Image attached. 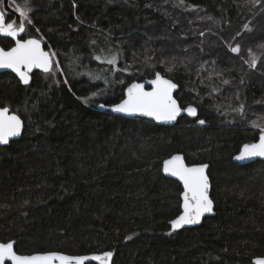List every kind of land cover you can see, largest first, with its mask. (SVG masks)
<instances>
[{"label": "trees", "instance_id": "1", "mask_svg": "<svg viewBox=\"0 0 264 264\" xmlns=\"http://www.w3.org/2000/svg\"><path fill=\"white\" fill-rule=\"evenodd\" d=\"M29 7V27L63 71H35L30 84L0 73V106L24 121L21 137L0 146V241L14 240L22 254L111 251L112 264H253L264 256V161H233L258 139L252 121L264 125V0H29ZM237 44L239 54L230 51ZM103 47L119 50L115 72L93 57ZM251 54L255 68L246 63ZM86 67L113 73L101 103L161 72L198 116L166 126L99 110L84 101L104 88ZM241 105L243 113L234 111ZM178 152L188 164H209L215 215L171 231L182 187L162 163Z\"/></svg>", "mask_w": 264, "mask_h": 264}, {"label": "snow or ice", "instance_id": "2", "mask_svg": "<svg viewBox=\"0 0 264 264\" xmlns=\"http://www.w3.org/2000/svg\"><path fill=\"white\" fill-rule=\"evenodd\" d=\"M4 0H0L2 4ZM15 3V0H13ZM183 2V0H181ZM33 9L29 7V0H25L23 5L16 4L15 11L22 18L21 21H9L5 10L0 8V36L16 38L20 33L26 31V23L32 24L30 12ZM26 22V23H25ZM245 28L248 26L245 25ZM36 31H39L37 29ZM203 35V33H201ZM230 51L239 54L240 45L230 47ZM251 53V49H249ZM54 51H45L40 39L29 38L26 40H15V46L8 50L0 48V68H11L17 72L23 82H29V72L32 69H41L44 73L55 75L57 71H63L59 68V61L55 59ZM101 60L100 56L95 57ZM150 59V58H147ZM102 62L115 66L118 63V54L111 58H105ZM258 57L251 54L246 61L250 68H255ZM163 63V61L161 62ZM55 65V67H54ZM175 65L166 68L171 72ZM126 71V69H125ZM89 75H92L89 73ZM95 79L103 77L94 76ZM203 83V81H201ZM67 83V81H65ZM152 85L151 90H145L142 83H133L127 88V98L121 103L113 106V111L126 114H142L154 118L156 121L172 122L180 115L182 111L197 115L196 108L188 106L182 109L178 101L173 96V91L178 88L171 79H166L159 73H155V79L149 81ZM228 83V81H224ZM215 91V89H214ZM98 93H93L97 95ZM87 103V100H85ZM103 107V105H101ZM243 113V105L234 109ZM200 124L204 121L200 120ZM254 127L258 128V142L244 144L237 160H249L256 157H264V125L252 121ZM23 128V121L16 114H9L7 107L0 108V143L7 144L9 140L20 134ZM208 165L187 166L180 155H174L164 161L163 171L178 177L183 182V213L175 220L171 221L173 230L180 229L185 225H192L200 222L205 213L213 211V201L209 197V178L205 170ZM113 253L111 251L92 256H68L57 252L37 253L32 255H18L14 250V242L0 243V264H6L11 261L12 264H85V261L94 260L99 264H110ZM255 264H264V258H257Z\"/></svg>", "mask_w": 264, "mask_h": 264}, {"label": "water", "instance_id": "3", "mask_svg": "<svg viewBox=\"0 0 264 264\" xmlns=\"http://www.w3.org/2000/svg\"><path fill=\"white\" fill-rule=\"evenodd\" d=\"M2 7H3V9H4L5 11H7L8 13H12V14L14 15V17H15L14 20H16V21H18V22L22 20V18L19 16V13L15 11V8L12 7V6L9 4V0H4V2H3V6H2ZM2 7H0V8H2ZM22 34H23V33H20V35H19L18 37H16V38H12V37H10V38L16 40V39H18ZM0 37H4V36H0ZM35 39H38V38H35ZM41 42H42V41H41ZM14 46H15V45H14ZM14 46H13V47H14ZM42 47L44 48L45 51H51V50L45 48L43 42H42ZM0 48H4V47L0 44ZM4 49H5V50H8V49H10V48H4ZM35 71L43 72L41 69H38V68H34V69H32L31 72H29V74H28V75H29V82H28L27 84H30V83H31V80H32V73L35 72ZM3 72H10V73L14 74V75H15V76H16V77H17V78H18L23 84H25V83L23 82L22 78L20 77V75H19L17 72H15L13 69H11V68H0V73H3ZM158 73H159L161 76L165 77L166 79H170L169 77L163 75V73H161V72H158ZM153 79H155V75H154V77H152V78H145V79H142V80H134V81L130 82V83L125 87V89H124V96H123V98H122L120 101H118V102H116V103H113V104H110V105H107V104H104V103H100V104H97V108H98L99 110H102V111H108V112L113 113V114H115V115H120V116H124V117H129V118H143V119H146V120H149V121H153V122H155V123L162 124V125H166V126H172V125H175V124L177 123V121L179 120V118H181V117H183V116H187V117H189V118H191V119H195V118H197V116H198V108H197L195 105L190 104V105H187V106L183 107V106L180 104L179 100H178L177 97H176V94H177V92H178L179 89H180V88H179V84H177V83H176L175 81H173L172 79H171V80H172L175 84L178 85V88L175 89V90L173 91V96H174V98L178 101L180 107H181L182 109H184V108H186V107H188V106H192V107L196 108V110H197V115L193 116V115L189 114V113L186 112V111H182V112L180 113V115L176 118L175 121H172V122H162V121H156L154 118H152V117H148V116H145V115H142V114H126V113H119V112H115V111H113V106H114V105L121 103L124 99L127 98V88H128L129 86H131V84H133V83H142V84L145 85V90H149V91H150L151 88H152V85L149 83V81H151V80H153ZM101 105H103V107H101ZM0 108H4V107H3V106H0ZM7 108L9 109V114H13V113H14V114L18 115L16 112L11 111V109H10L9 107H7ZM18 116H19V115H18ZM19 117H20V116H19ZM20 118H21V117H20ZM21 120L23 121L22 118H21ZM23 130H24V121H23V128H22L20 134H19L18 136H16V137L11 138L7 144H2V143H0V146L8 145L11 141L16 140V139H19V138L21 137L22 133H23ZM258 138H259V136H258ZM254 142H258V139H257L256 141H254ZM254 142H251V143H254ZM245 144H250V143H245ZM243 145H244V144H243ZM243 145L241 146V148H240V150L238 151V153L235 154L234 157H233V161H234L235 163H237V164H239V165H246V164H250V163H253V162H256V161H264V157H256V158L249 159V160H237V159H235V157H237V156L239 155L240 151L242 150ZM174 155H180V156H182L183 159H184V163H185L187 166H189V167H191V166H198V165H202V164H206V165H208V167H207V169L205 170V172H206V175H207L208 178H209V184H210V188H209V197H210V199L213 201V211H212L211 213H205V214L201 217L199 223L192 224V225H185V226H183L182 228H180V229H176V230H173V229H172V227H171V221L175 220L179 215H181V214L183 213V207H182V205H183V197H182V193H183V182H182L178 177H175V176L171 175L170 173H165V172L163 171L164 161L170 159V158H171L172 156H174ZM164 161H163V163H162V172H163V174H164L166 177L172 178V179L176 180L177 182H179V183L181 184V187H182V193H181V212H180V214H179L178 216H176V217L173 218L171 221H169L170 230H171V231H179V230H182V229H185V228H194V227L200 226V225L203 223V221H204L205 218L214 216V215H215V202H214V200H213V198H212V195H211V191H212V183H211V178H210V176H209V164H208V163L188 164L187 161H186V159H185L184 154L181 153V152H178V153H174V154H172L171 156H169V157H167L166 159H164ZM7 242H14V250H15V241H14V240H10V241H7ZM0 243H6V242H2V241H0ZM15 252H16L18 255H25V256H27V255H32V254H37V253H48V252H35V253H30V254H22V253H18L16 250H15ZM49 252L62 253V254L68 255V256H92V255H96V254H102V253H104V252H102V253H88V254H80V255H71V254H67V253L61 252V251H49ZM257 258H264V256H257V257H255V258L253 259V264H255V261H256ZM112 261H113V255H112V257H111L110 264H112ZM8 262H10V263L12 264L11 261H6V264H7ZM91 262H96L97 264H99L98 261H94V260H88V261H85V264H88V263H91Z\"/></svg>", "mask_w": 264, "mask_h": 264}, {"label": "rangeland", "instance_id": "4", "mask_svg": "<svg viewBox=\"0 0 264 264\" xmlns=\"http://www.w3.org/2000/svg\"><path fill=\"white\" fill-rule=\"evenodd\" d=\"M177 5L180 7V8H182L183 10H185V7H184V5L183 4H181L180 2H177ZM209 18V17H208ZM210 19V18H209ZM203 20H205V19H203ZM207 21H208V19H206ZM27 24V23H26ZM27 25H30V24H27ZM40 38V40L41 41H43V42H46V40L44 39V37H39ZM49 50H51V51H54L55 52V50H53V48L50 46V48H49ZM114 54H118V63L115 65V66H113V65H111L112 66V69H113V72H115V70H118L119 68H120V54H119V50H117V48H105V47H103V48H101L99 51H97L95 54H94V58L96 57V56H100L101 57V60H98L99 62H102L105 58H111V56L112 55H114ZM55 59L56 60H58V58H57V56L55 57ZM102 63H104V62H102ZM107 64V63H106ZM127 67L128 68H125L126 69V71L127 72H129L130 74H132L133 75V73L132 72H134V70L130 67V65H128V63H127ZM59 68H61L60 66H59ZM84 69V72H85V74L92 80V81H97V82H100V83H102L103 84V87L104 88H102L103 90H101V91H98V92H96V93H98L97 95H92V97L91 98H85V100H87V103L89 104V105H96L97 103H101L102 102V100H101V98L102 97H107V93H106V91L108 90V88L109 87H113L112 86V84H113V82H112V80H111V77H114L113 76V73H108V72H110L111 71V69H107V70H94V69H91V68H89V67H86V68H83ZM89 73H91L92 75H89ZM210 74V73H209ZM94 76H100V77H103V78H101V79H95V78H93ZM109 76V77H108ZM105 88H107V89H105ZM111 95H112V93H110ZM109 94V95H110ZM96 100V102H93V100ZM84 100V101H85ZM97 106V105H96Z\"/></svg>", "mask_w": 264, "mask_h": 264}, {"label": "flooded vegetation", "instance_id": "5", "mask_svg": "<svg viewBox=\"0 0 264 264\" xmlns=\"http://www.w3.org/2000/svg\"><path fill=\"white\" fill-rule=\"evenodd\" d=\"M1 7V6H0ZM3 8V7H2ZM5 13H6V16H7V18H8V20L9 21H11V20H14L15 19V17H14V15L12 14V13H8L7 11H5ZM26 23V22H25ZM29 38H38V39H40L38 36H36L35 35V32H34V30L33 29H31L30 27H29V25H27L26 24V31L18 38V39H20V40H26V39H29ZM0 44L2 43V42H4V43H7V45L9 44V46H7V48H11V47H13L14 45H15V40L14 39H12V38H10V37H0ZM43 42V41H42ZM44 43V42H43ZM45 46V45H44ZM4 48H6V47H4ZM15 250H16V248H15ZM19 253V252H18ZM92 263V262H91ZM7 264H11L10 262H8ZM97 264V263H96Z\"/></svg>", "mask_w": 264, "mask_h": 264}]
</instances>
